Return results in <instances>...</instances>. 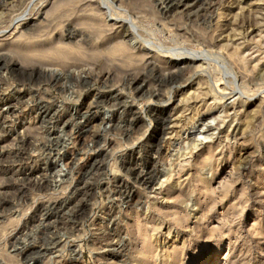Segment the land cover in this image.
Segmentation results:
<instances>
[{
    "label": "rangeland",
    "instance_id": "1",
    "mask_svg": "<svg viewBox=\"0 0 264 264\" xmlns=\"http://www.w3.org/2000/svg\"><path fill=\"white\" fill-rule=\"evenodd\" d=\"M37 1L0 3L2 62L23 71L0 63V264H264V0L165 12L162 0ZM112 19L136 28L135 46ZM119 45L131 59L112 56ZM185 52L200 60L173 83L146 69L148 56H167L170 69ZM199 90L208 102L181 114L179 102ZM116 95L137 110L115 114ZM151 102L165 103L161 118L183 115L178 133L156 129ZM51 104L55 116L45 115ZM134 112L144 121L133 125ZM141 139L147 147L126 156ZM134 159L153 172L155 193L125 166ZM120 177L136 192L130 204Z\"/></svg>",
    "mask_w": 264,
    "mask_h": 264
},
{
    "label": "bare ground",
    "instance_id": "2",
    "mask_svg": "<svg viewBox=\"0 0 264 264\" xmlns=\"http://www.w3.org/2000/svg\"><path fill=\"white\" fill-rule=\"evenodd\" d=\"M3 0H0V3L2 2ZM20 1V0H19ZM30 1V4L32 3L33 4V2L34 1H37V0H29ZM46 1V0H45ZM157 1V0H156ZM202 1L203 0H162L158 5L159 6H161V9L162 10H164L163 12H165L166 11V9H169V8H172V7H177V8H179V9H181V10H183V11H192L194 8H197V6L200 4V3H202ZM204 1H206V0H204ZM38 2V1H37ZM42 2V1H41ZM48 2H51L52 3V0H47V3ZM207 2V1H206ZM205 2V3H206ZM36 3V2H35ZM34 3V4H35ZM41 4V3H40ZM202 4H204V3H202ZM210 3H208V5H209ZM201 5V4H200ZM207 5V6H208ZM212 5V4H211ZM210 5V6H211ZM204 6V5H203ZM214 6V5H213ZM14 7V6H13ZM103 7V6H102ZM200 7V6H199ZM110 8V7H109ZM108 7H107V9L108 10H110ZM208 8H209V6H208ZM208 8H206V9H208ZM210 8H212V7H210ZM108 10H107V14H109L108 13ZM203 10V9H202ZM205 10V9H204ZM210 10V9H209ZM193 13V12H192ZM44 15V14H43ZM42 14H39V16L40 17H42L43 16ZM189 15V14H188ZM45 16V15H44ZM24 15L23 16H19V17H17L15 20H14V22H13V28H17L18 26H21L22 24V21L24 20L25 21V19H24ZM196 17V16H195ZM45 19V18H44ZM23 21V22H24ZM42 21V20H41ZM112 22H113V24H112V26L113 27H117V28H128V31H127V34L125 35V38L127 39V41H129V43L131 44V43H133V41L131 42V40H133L134 38H135V30H136V28L130 23V21L129 20H126V19H112L111 20ZM43 22H45L44 20H43ZM42 22V23H43ZM19 29V28H18ZM239 34V33H238ZM70 36V38L71 37H74L75 36V34H69ZM138 36H139V34H138ZM233 36V35H232ZM136 39H137V36H136ZM138 40V39H137ZM230 40V39H229ZM235 40V39H234ZM58 41V40H57ZM139 41V40H138ZM58 43V42H57ZM124 43V42H123ZM128 43V44H129ZM138 43V42H137ZM146 43V42H145ZM258 43V42H257ZM134 44V46H135V43H133ZM131 46V45H130ZM141 47H142V45H141ZM146 47V46H145ZM151 46L149 45V48H150ZM148 48V49H149ZM152 48V47H151ZM150 48V50H152ZM242 47H238L237 49H238V51H239V49H241ZM137 49V48H136ZM135 49V50H136ZM145 49V48H144ZM258 49V48H257ZM132 50V49H131ZM235 50V49H234ZM153 52H155V50H152ZM152 51H150L151 53H153ZM162 52L163 51H161V54H162ZM235 52V51H234ZM237 52V51H236ZM263 52V51H262ZM46 53L47 54H49V55H51V56H53V57H60V59H62L63 61L68 57V54H67V52L65 51V50H62V49H57V48H53V49H50V50H46ZM159 53V52H158ZM4 55V54H3ZM117 55H119V56H121V57H126V59H131V53H130V48H128L126 45H119L118 47H116L113 51H112V56L113 57H116ZM1 56V55H0ZM203 56V55H202ZM218 56V55H217ZM167 57V56H166ZM165 57V58H166ZM200 56L199 55H197V54H194V53H190V52H185V53H180V54H178V56L177 57H175V58H170L169 60H170V62H168V63H166V65H170V69H168L169 68V66H168V68L167 67H165L164 68V66H165V61H164V57L163 56H161V55H157V53H155L154 55H151V56H148L147 57V61H146V69L147 70H149L150 71V73H152V74H154V75H156V80H157V82H159V84L160 83H173L175 80H177V77H179V75L182 73V71L184 70H186V67L188 66V65H190V63H197V62H199V60H200V58H199ZM245 57V56H244ZM252 58V57H251ZM246 59V58H245ZM248 59V58H247ZM2 60H3V58H2V56L0 57V63L2 62ZM146 60V59H145ZM252 60V59H251ZM246 61V60H245ZM239 62V61H238ZM3 63V62H2ZM164 65V66H163ZM244 65V64H243ZM3 66L7 69V70H11V71H21V72H23L22 71V68L18 65V64H6V62H5V64L3 63ZM199 67V66H198ZM203 67V66H202ZM206 67V66H205ZM34 68V71H35V67H33ZM29 69V68H28ZM37 69V68H36ZM30 70H32V69H30ZM29 70V71H30ZM198 70H200L199 68H197V71ZM183 71V72H184ZM194 71V70H193ZM50 72H52V73H56V71H51V70H49V69H42V71H40V74H51ZM186 72V71H185ZM34 73V72H33ZM32 73V74H33ZM195 73H197L196 71H195ZM38 74V73H37ZM48 74V75H49ZM128 74V73H127ZM130 75L132 74V73H129ZM177 74H179L178 76H177ZM188 74V73H187ZM198 74V73H197ZM130 75H127L128 77L130 76ZM41 76V75H40ZM55 76V75H54ZM126 76V77H127ZM108 77V76H107ZM107 77H106V79H107ZM132 77V83L134 84V85H139V84H143L144 83V78H145V76L143 77V76H141V75H138V76H130V78ZM151 78V77H150ZM109 79L111 80V78H108V81H109ZM83 80H84V78H83ZM86 80V79H85ZM188 82V81H187ZM87 83V82H86ZM129 83V82H128ZM178 85V84H177ZM144 86V85H143ZM198 86V85H197ZM178 87V86H177ZM199 87V86H198ZM200 87H202V86H200ZM5 89V88H4ZM153 91V90H152ZM181 92V91H180ZM104 93H110V94H113L114 92H113V90H109V91H105V92H102V93H100V94H104ZM178 93V92H177ZM100 94H98V95H100ZM97 95V94H96ZM127 95V94H126ZM153 95H154V97L155 98H157L158 100L159 99H161L162 97H163V95H161V93H159V92H155V93H153ZM195 95V94H194ZM188 96V95H187ZM106 97V96H105ZM165 97V96H164ZM163 97V98H164ZM189 98L188 99H185L184 101H181V102H179L180 104H178V108L180 107L181 108V106L184 108H182L183 110V112H181V114H183L185 111H187L188 109V107H192V106H197L199 103H202V102H204V103H207L208 102V94H207V92H204V90L202 91V90H199L198 91V93L195 95V97H192V96H190V94H189V96H188ZM192 97V98H191ZM186 98V97H185ZM2 99V98H1ZM116 99L119 101L118 103H119V108L117 109V113H115V114H117L118 115V112L120 111V110H122V112H126V113H129V114H131L132 113V111L133 110H135L134 108V105H132L131 103H129V102H127V101H125L124 100V97L123 96H121V95H116ZM127 99V98H126ZM172 99V98H171ZM7 101V100H6ZM192 101H194V102H192ZM4 102V101H3ZM43 102V101H42ZM171 102V101H170ZM165 104L164 102H160V103H156V102H151V103H149V105H148V109L149 110H153L152 112H155V113H157V117H158V121L159 122H161L158 126H157V128L156 129H158V127L160 126L161 127V133H162V135L164 136V135H170V136H174V134H176V133H178V131H179V129H180V126H182L181 125V123H182V121H183V115H175L174 117L175 118H173V119H169V118H166V117H164V118H161L164 114H165V112H166V110H167V108H165V107H162V106H160V104ZM169 103V102H168ZM195 103V104H194ZM1 104V103H0ZM6 104H8V103H6V102H4L3 103V106L5 105L6 106ZM46 104V103H45ZM39 105V104H38ZM52 105V104H51ZM98 105V104H97ZM2 106V107H3ZM50 106V105H49ZM164 106V105H163ZM200 106V105H199ZM9 107H11V106H9ZM48 107V106H47ZM244 107V106H243ZM46 108V107H45ZM50 108V110L48 111L47 110V112H45V115H48L49 116V114H51V112H52V110H55V112H54V116H55V114H57V113H59L60 112V108L61 107H59V106H53L52 105V107H49ZM94 108H96V107H94ZM179 108V109H180ZM6 109V108H5ZM7 109H8V107H7ZM178 109V110H179ZM199 109V108H198ZM137 110V109H136ZM135 110V111H136ZM189 110H190V108H189ZM4 111V109H0V112L2 113ZM6 111V110H5ZM66 111V110H65ZM8 112V111H7ZM200 112V111H199ZM186 113V112H185ZM233 113V112H232ZM5 114V113H4ZM235 114V113H234ZM237 114V113H236ZM121 115V114H120ZM239 115V114H238ZM125 116V115H124ZM133 116L135 117V118H133L132 119V121L134 122L133 123V125H136V124H138V123H140V122H142V121H144V119H142V117L140 116V113H138V112H134L133 113ZM43 117V116H42ZM121 116H119V118H120ZM235 117V116H234ZM110 119V118H109ZM104 120V119H103ZM113 120H110V121H103V124L105 125V124H108L109 125V123H113L112 122ZM4 122V121H3ZM47 122V121H46ZM43 124V123H42ZM55 124V123H54ZM56 124L57 125H63V126H67V122H64V120H62V121H57L56 122ZM184 125V124H183ZM75 126V125H74ZM82 128L81 129H79V130H77L76 131V134H78V137H81V135H82V133H83V131H84V128H85V126H81ZM186 127V126H185ZM117 128V127H116ZM156 129H155V131H156ZM155 133V132H154ZM53 134L54 135H56L57 133L55 132H53ZM153 136V135H152ZM144 138H145V136H144ZM57 141V140H56ZM98 142V141H97ZM149 143V142H148ZM160 146V145H159ZM190 146H192L191 144H190ZM145 147H147V143H145V141H143V139H141L137 144H134L128 151H127V153H125L126 154V156H129V157H131V158H133V156L135 155V153H140V151L142 152V149L143 148H145ZM196 147L197 146H195V149H196ZM150 148V147H149ZM154 148V147H153ZM153 148H152V150H153ZM198 148V147H197ZM158 149V148H157ZM144 151V150H143ZM102 152V151H101ZM126 152V151H125ZM151 152H149V154H150ZM137 155V154H136ZM138 156H140V157H142L141 155H138ZM123 157H124V155H123ZM185 157V156H184ZM136 158V157H135ZM130 161V160H129ZM137 161L138 160H133L132 162H134V164L135 165H125V166H130L129 167V171L131 172V174L135 177V180H136V182L137 183H141V184H143V187L145 186L146 188H151L152 187V191H153V193H155V191L157 190L156 188H154L153 186H154V176H153V172L151 171V172H149V173H147V171H143L144 170V168L143 169H140V166H139V164H137ZM140 162V161H139ZM134 167V168H133ZM55 168V167H54ZM132 168V169H131ZM169 174V173H168ZM171 174V173H170ZM168 177V176H167ZM127 181V180H126ZM126 181H124L121 177L120 178H117V182H118V184H119V186H117V189H119L120 190V198H121V201H123V202H126L127 204H130L131 202H132V199H133V197L135 196V194H136V192H134L133 191V188L132 187H130L131 185H129L128 184V182H126ZM158 185V184H157ZM162 186V185H161ZM161 190V189H160ZM115 192V191H114ZM111 193V192H110ZM119 193V192H118ZM117 193V194H118ZM152 193V194H153ZM116 194V195H117ZM89 195V194H88ZM114 195V194H113ZM151 195V194H150ZM156 195V194H155ZM113 204V203H112ZM126 204V205H127ZM17 238V237H16ZM61 240V239H60ZM58 242V241H57ZM54 243V242H53ZM47 244V243H46ZM30 245V244H29ZM26 246L25 248L23 247V249L21 250V256H22V258H25V259H27L28 260V258L34 253V252H36L35 251V249H36V247H34V246H32V245H30V246ZM101 252V251H100ZM53 256V255H52Z\"/></svg>",
    "mask_w": 264,
    "mask_h": 264
}]
</instances>
